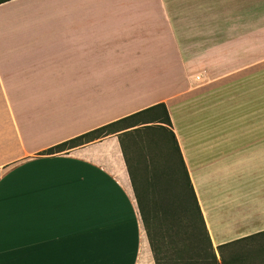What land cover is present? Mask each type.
<instances>
[{
  "label": "crops",
  "instance_id": "1",
  "mask_svg": "<svg viewBox=\"0 0 264 264\" xmlns=\"http://www.w3.org/2000/svg\"><path fill=\"white\" fill-rule=\"evenodd\" d=\"M221 20L242 73L196 61ZM160 102L218 258L264 264V0L1 2L0 264H156L118 133L44 151Z\"/></svg>",
  "mask_w": 264,
  "mask_h": 264
},
{
  "label": "trees",
  "instance_id": "2",
  "mask_svg": "<svg viewBox=\"0 0 264 264\" xmlns=\"http://www.w3.org/2000/svg\"><path fill=\"white\" fill-rule=\"evenodd\" d=\"M112 133L119 136L155 263L228 264L222 255L218 258L211 242L165 103L141 109L44 152L61 151ZM136 148L143 150L146 159L140 183L133 169Z\"/></svg>",
  "mask_w": 264,
  "mask_h": 264
},
{
  "label": "rangeland",
  "instance_id": "3",
  "mask_svg": "<svg viewBox=\"0 0 264 264\" xmlns=\"http://www.w3.org/2000/svg\"><path fill=\"white\" fill-rule=\"evenodd\" d=\"M249 23V22H248ZM256 22H252V29ZM211 29L209 26V33L211 35L198 37V38H189L193 43H195L199 57L197 56L196 61L199 62L202 66H210L211 68H216V70L221 73H231L233 71H238L245 67V60L243 56V46H244V31H245V22L242 21H215L211 22ZM247 24V22H246ZM201 55V56H200ZM204 55L203 60L200 58ZM254 70L252 72V83L244 85L245 89L250 90V105L252 110H258L259 106V84L255 82V76H258ZM243 72V69L241 73ZM232 74V73H231ZM230 74V75H231ZM239 73H235L238 75ZM245 76H248L245 75ZM248 100V93H246L245 101ZM247 105V103H246ZM143 139H146L143 136ZM142 141L141 138L137 139ZM142 149H135L132 153V158L135 166L133 167L136 180L140 183V178L145 173L144 165L146 159L142 156ZM138 177V179H137ZM137 183V184H138Z\"/></svg>",
  "mask_w": 264,
  "mask_h": 264
}]
</instances>
